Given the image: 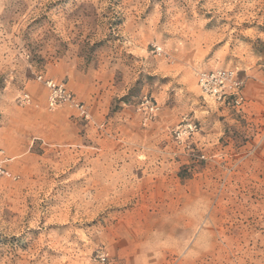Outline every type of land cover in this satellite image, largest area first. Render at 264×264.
Segmentation results:
<instances>
[{
  "label": "rangeland",
  "instance_id": "374dc122",
  "mask_svg": "<svg viewBox=\"0 0 264 264\" xmlns=\"http://www.w3.org/2000/svg\"><path fill=\"white\" fill-rule=\"evenodd\" d=\"M0 264H264V0H0Z\"/></svg>",
  "mask_w": 264,
  "mask_h": 264
},
{
  "label": "built area",
  "instance_id": "2783aa9c",
  "mask_svg": "<svg viewBox=\"0 0 264 264\" xmlns=\"http://www.w3.org/2000/svg\"><path fill=\"white\" fill-rule=\"evenodd\" d=\"M198 79L204 91L213 95H223L228 90L237 92L239 89V82H237L234 73L231 71L201 73ZM46 84L52 89L56 87L53 81H46ZM59 91H61V88H59Z\"/></svg>",
  "mask_w": 264,
  "mask_h": 264
}]
</instances>
